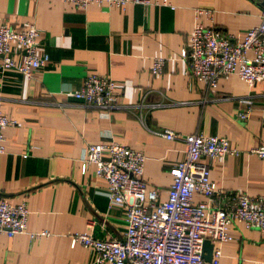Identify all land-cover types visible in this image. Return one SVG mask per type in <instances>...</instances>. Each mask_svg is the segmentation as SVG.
Instances as JSON below:
<instances>
[{
    "label": "crops",
    "instance_id": "crops-1",
    "mask_svg": "<svg viewBox=\"0 0 264 264\" xmlns=\"http://www.w3.org/2000/svg\"><path fill=\"white\" fill-rule=\"evenodd\" d=\"M122 11L105 4L77 10L53 0H0V24L19 29L32 23L47 64L24 80L0 71V114L15 122L2 131L0 200L24 203L26 231L48 236L29 240L0 235V264H91L93 253L70 245L73 234L120 239L121 206L108 207L106 184L89 165L81 170L86 145L117 143L143 154L142 181L165 199L169 169L183 156L180 141L155 135L170 130L226 139L238 157L202 159L208 178L226 192L264 196V160L247 154L264 147V80L252 87L236 76L213 90L190 77L180 59L193 25L192 11L217 37L241 41L259 23L263 0H148ZM153 58L164 61L151 76ZM97 75L115 86L116 106L107 114L74 101L84 78ZM250 109L244 122L236 113ZM194 202L201 201L197 195ZM232 241L220 245V264H264V232L234 225Z\"/></svg>",
    "mask_w": 264,
    "mask_h": 264
},
{
    "label": "built area",
    "instance_id": "built-area-1",
    "mask_svg": "<svg viewBox=\"0 0 264 264\" xmlns=\"http://www.w3.org/2000/svg\"><path fill=\"white\" fill-rule=\"evenodd\" d=\"M53 1L77 10H85L90 4H105L120 11L126 4L157 5L148 0ZM161 5L168 6L164 0ZM192 15V29L180 53V59L189 62L191 78L207 90L215 89L217 81L226 76H236L247 87L264 80V0L258 25L247 30L239 42L230 36L217 37L201 24L202 18L210 22L211 11L195 9ZM37 38L32 23H24L19 29L0 24V71H12L30 80L48 62L47 54L39 51ZM163 63L162 59L153 58L149 74L159 76ZM114 89L110 79L92 74L70 96L107 114L116 106ZM249 110L236 113V119L246 121ZM14 125L0 114V155L4 154L2 131ZM154 134L185 146L182 158L169 169L171 180L164 200L142 181L145 158L140 152L114 142L86 145L82 149L81 170L89 165L94 167L95 176L106 184L104 197L108 207L121 206L125 215L120 239L97 240L90 233L70 236L71 246L78 245L93 253L91 264H220V245L233 240L229 234L232 226L264 232V196L249 198L216 188L208 178L206 165L200 162L238 157L241 153L226 139L181 135L166 129ZM246 153L264 160V147ZM195 195L201 201L194 202ZM27 217L24 203L11 205L0 200V235L9 239L25 235L29 240L48 236L45 231L28 233ZM204 240L212 247L208 262L201 258Z\"/></svg>",
    "mask_w": 264,
    "mask_h": 264
},
{
    "label": "water",
    "instance_id": "water-1",
    "mask_svg": "<svg viewBox=\"0 0 264 264\" xmlns=\"http://www.w3.org/2000/svg\"><path fill=\"white\" fill-rule=\"evenodd\" d=\"M211 245L207 240H204L201 244V258L208 262L210 259V254H211Z\"/></svg>",
    "mask_w": 264,
    "mask_h": 264
}]
</instances>
